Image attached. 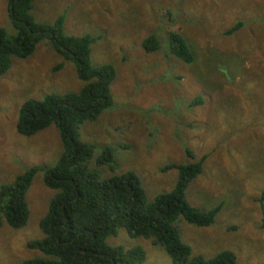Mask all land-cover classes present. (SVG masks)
Instances as JSON below:
<instances>
[{
  "label": "rangeland",
  "instance_id": "rangeland-1",
  "mask_svg": "<svg viewBox=\"0 0 264 264\" xmlns=\"http://www.w3.org/2000/svg\"><path fill=\"white\" fill-rule=\"evenodd\" d=\"M6 3L0 0V26L11 33ZM31 13L47 23L62 15L65 33L96 36L90 62L115 71L111 106L78 128L79 140L92 146L88 165L101 178L133 171L150 201L173 186L175 169L165 165L203 156L185 199L199 210L219 209L205 226L176 217L181 241L190 255L209 258L228 249L237 264H264V0H35ZM171 30L185 38L191 64L168 53ZM152 33L160 47L146 53L140 40ZM81 84L72 62L45 40L27 57L11 58L0 75V184L28 167L52 166L61 154L53 124L29 136L16 131L20 103ZM104 146L111 149V167L95 165ZM41 175L35 172L25 192L24 226L0 225V264L42 255L26 246L41 236L38 220L53 193ZM105 243L139 245L140 264H171L160 246L120 227Z\"/></svg>",
  "mask_w": 264,
  "mask_h": 264
},
{
  "label": "trees",
  "instance_id": "trees-1",
  "mask_svg": "<svg viewBox=\"0 0 264 264\" xmlns=\"http://www.w3.org/2000/svg\"><path fill=\"white\" fill-rule=\"evenodd\" d=\"M34 1L7 0L6 16L12 32L0 26V75L8 69L11 58L27 57L39 41L45 40L72 62L75 76L82 84L76 91L47 93L40 99H26L18 106L15 129L19 134L29 136L53 124L61 145L54 165L28 167L10 182L0 184V225L5 223L13 229L26 222L24 195L36 171L42 172L43 185L53 191L38 220L41 236L26 242L27 248L42 255L21 264H140L145 256L139 245L123 249L105 243V238L114 235L119 227L130 238L149 239L160 246L171 264H237L228 249L209 258L190 255L174 225L178 216L196 226L211 224L219 209L215 205L199 210L185 199L187 184L200 173L203 156L165 165L163 169H175L173 186L150 201L145 199L141 181L133 171L101 178L97 169L88 165L92 146L79 140L78 128L111 106L109 85L115 71L108 63L90 62L89 48L96 36L65 33L59 14L49 23L35 20L31 13ZM239 25L235 23L225 34ZM166 36L168 53L191 64L193 55L185 38L175 30L168 31ZM140 46L146 53L160 47L153 33L144 36ZM111 162V149L104 146L95 157V165L111 167Z\"/></svg>",
  "mask_w": 264,
  "mask_h": 264
}]
</instances>
